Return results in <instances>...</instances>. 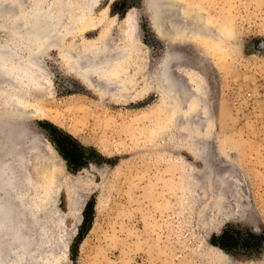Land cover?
Segmentation results:
<instances>
[{
	"label": "rangeland",
	"instance_id": "1",
	"mask_svg": "<svg viewBox=\"0 0 264 264\" xmlns=\"http://www.w3.org/2000/svg\"><path fill=\"white\" fill-rule=\"evenodd\" d=\"M36 1H4L0 43L10 42L21 57L36 48L29 40ZM176 1L179 7L169 6L180 11L170 10L167 22L185 31L172 42L152 29L151 0H101L75 29L71 21L87 11L67 13L61 49L42 53L45 86L17 81L21 109L32 110L25 121L45 141L44 152H29L28 166L29 199L42 200L44 189L48 240L60 246L44 264H223L216 249L227 264H264V0ZM129 11L140 55L145 51L152 65L173 53L186 63L174 66L178 71L203 73L207 101H186L182 91L167 104L157 91H144L138 57L125 63L129 79L139 82L126 101L112 99L118 90L106 99L94 94L73 74L62 51L100 37L124 47ZM192 23L206 33L189 32ZM184 32L193 35L185 42ZM19 101L10 105L17 110ZM63 136L79 146L76 163L59 150L69 145ZM89 202L93 215L82 230ZM16 251L13 263L40 256Z\"/></svg>",
	"mask_w": 264,
	"mask_h": 264
},
{
	"label": "bare ground",
	"instance_id": "2",
	"mask_svg": "<svg viewBox=\"0 0 264 264\" xmlns=\"http://www.w3.org/2000/svg\"><path fill=\"white\" fill-rule=\"evenodd\" d=\"M4 1L6 0H0V18L5 16V13L8 11V6L4 5ZM100 1L101 0H82L81 3L78 0H38L35 2V7L29 11V40H32V42L35 40V44H33L36 48L31 50L30 47H32V45H30L29 54L26 58L21 57L22 54L19 55L10 42L0 43V264H44L45 258H47L51 252L60 248V246L59 248L56 246L57 244L51 245L48 240L49 227L47 221L49 212L47 209L48 202L46 201L47 195L44 193V189H40L42 193L40 197H42V200H38L37 198L29 199V184L32 182L28 167L29 152H44L42 143L45 141L43 138H40L41 136L39 137L36 135L34 127L29 126L28 129L27 126L24 125L27 123L25 118L28 116L30 118L32 110L30 107H28L29 110L27 108L29 112L21 109L20 106H23V104L19 92L18 94L16 92V84H18L17 81L19 80L22 81V83L23 81L29 82V86L31 83L45 86L44 84L47 76L43 64L42 53L45 49H61L62 43L70 33L69 30H64L66 33L62 30L67 13L69 14L78 9L81 10V8L87 11H84L85 13L81 17H77L71 21L69 26L75 29L78 24L80 27V24L86 20L88 14L93 11ZM150 3V6L148 5L149 8H146V13L150 19L152 29H154L158 36L164 41L170 40V42H172L173 40H177L178 37L183 34L180 21V28L178 27V23L173 22L174 24L176 23L177 25L175 26L178 27L176 28L173 26V30L172 25L170 26L167 22L169 21L167 20V14L170 10L176 12L180 11L178 2L176 0H151ZM169 5H178V7H175L176 10H174L172 6L170 7ZM176 12H173V16L174 14L176 15L175 17L180 15H178V13L176 14ZM191 13H194V10ZM189 18H186L187 23L190 20ZM182 20L184 19L182 18ZM6 21L7 20H1L0 25L5 26ZM174 21H177V19ZM124 22L126 25V29L123 31L124 33L122 35L123 42L125 43L124 47L116 48L113 43L114 40H112L111 37H109V39L100 37L96 40H84L78 48L70 46V48H68L69 50L64 49L62 51V56L67 61L66 64L73 74H75L89 90L105 99L110 97L108 95L109 92L118 90L119 93H115L116 96L112 98L117 101H126L134 97L133 94H129L130 92L128 89L131 87L135 88L136 84L139 82L137 78L136 80L129 79L125 63L129 60L131 61L134 57H138L139 60L144 61L137 74L143 78V82L145 83L143 87L144 91L148 92L149 89L157 91L167 104L175 102L177 100V95L182 91L185 92L184 99L186 101H190L193 97L199 101L201 105L207 101L205 95L207 82H205L204 77L201 76L203 73H192L191 76L186 72L187 70L185 71L186 73L180 70L178 71L174 66H185L186 63L182 64V62H184L182 61L179 65V63L174 60L175 56L173 53L162 56L157 63L150 65V56H148L145 51L140 55L141 47L135 44L133 40L134 38L136 39L137 36L138 40L141 38L140 30L138 34L135 32L137 29V21L134 18L133 11L128 12L124 18ZM15 23L21 24L22 22L16 21ZM193 23L190 25L191 28H193L189 30V32L196 29L203 32V28L201 29L200 26L201 24H198L199 29L197 26L194 28ZM182 29L185 31L184 28ZM205 29H207V27ZM198 31L197 34L200 33V31L199 33ZM210 31L211 30H209V33ZM189 32H187V34ZM204 32L206 33V31ZM197 34L195 33V35ZM190 35H192V33H190ZM189 36H186L184 32L182 41L185 42V39L188 40L187 37ZM198 36L199 35H197V37ZM143 48L145 49V47H142V49ZM75 49H78L76 53L70 52V50L73 51ZM64 51L67 53L66 55L63 53ZM25 61L28 63L22 67ZM136 66L139 67L140 65L138 64ZM19 67L22 68L19 69ZM182 70L185 69L182 68ZM197 74H199L201 78H196ZM190 82L197 85L196 90H193L192 87L190 90L188 89ZM5 93H7L6 96ZM15 99L20 100L17 110L15 106V108L13 107V102L15 101L17 103ZM10 102H12V106ZM8 103L9 106L7 105ZM35 146H37V148ZM202 153H204V151ZM203 156L196 155L198 158H202ZM41 160V162H43L41 167H43V169L47 168L43 159ZM29 216L31 222H29ZM36 227L37 229H35ZM54 246H56L57 249H55L56 247L53 248ZM30 248L33 253L36 255L38 253L40 256L38 255L36 257L35 254H32L35 258L31 259L29 262L19 257L18 263H13L9 257L13 255L11 252L19 249L24 253H29ZM214 252H217L218 260L223 261V264L228 263L227 260V263L225 262L226 258L223 257V252H221L220 249H216ZM24 255V257L27 256V254Z\"/></svg>",
	"mask_w": 264,
	"mask_h": 264
},
{
	"label": "trees",
	"instance_id": "3",
	"mask_svg": "<svg viewBox=\"0 0 264 264\" xmlns=\"http://www.w3.org/2000/svg\"><path fill=\"white\" fill-rule=\"evenodd\" d=\"M64 140L66 142H69L68 147L70 146L71 149L68 147L65 148L63 145H61L59 146V150L63 153V155L67 158L68 161H71V163H76L78 161V156H77V153L75 152L79 151V148H78L79 146L75 145L71 140H69V138H67V136L65 137ZM92 211H93V203L89 202L84 212V221H83V226L81 228L82 230L85 228L88 222L91 223V219L93 215Z\"/></svg>",
	"mask_w": 264,
	"mask_h": 264
},
{
	"label": "water",
	"instance_id": "4",
	"mask_svg": "<svg viewBox=\"0 0 264 264\" xmlns=\"http://www.w3.org/2000/svg\"><path fill=\"white\" fill-rule=\"evenodd\" d=\"M25 126H27V128L29 129V126H31L32 127V125L31 124H28V123H25L24 124ZM34 145V144H33ZM36 148H37V146H35ZM54 147V146H53ZM35 149V148H34ZM56 150V149H55Z\"/></svg>",
	"mask_w": 264,
	"mask_h": 264
}]
</instances>
